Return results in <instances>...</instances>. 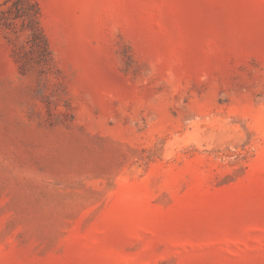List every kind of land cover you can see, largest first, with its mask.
I'll use <instances>...</instances> for the list:
<instances>
[{
    "label": "rangeland",
    "instance_id": "obj_1",
    "mask_svg": "<svg viewBox=\"0 0 264 264\" xmlns=\"http://www.w3.org/2000/svg\"><path fill=\"white\" fill-rule=\"evenodd\" d=\"M30 2L40 35L0 25V264H264V0Z\"/></svg>",
    "mask_w": 264,
    "mask_h": 264
},
{
    "label": "trees",
    "instance_id": "obj_2",
    "mask_svg": "<svg viewBox=\"0 0 264 264\" xmlns=\"http://www.w3.org/2000/svg\"><path fill=\"white\" fill-rule=\"evenodd\" d=\"M21 0H16L15 1V6L17 3H20ZM25 5V9L23 11H14L12 8H9L8 10L0 11V25L4 26H10L11 20L12 19H17V18H22V17H27L29 19V25L28 28L31 31L30 37L35 38L37 35L41 34V30L38 26H33L34 23H37V14L38 10L36 9V3H31L30 0L25 1L23 3ZM35 6V11L32 13L29 10V7Z\"/></svg>",
    "mask_w": 264,
    "mask_h": 264
}]
</instances>
